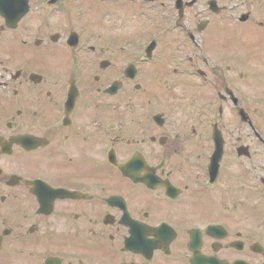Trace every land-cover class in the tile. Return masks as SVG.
I'll return each mask as SVG.
<instances>
[{"label": "flooded vegetation", "instance_id": "1", "mask_svg": "<svg viewBox=\"0 0 264 264\" xmlns=\"http://www.w3.org/2000/svg\"><path fill=\"white\" fill-rule=\"evenodd\" d=\"M0 264H264V0H0Z\"/></svg>", "mask_w": 264, "mask_h": 264}]
</instances>
